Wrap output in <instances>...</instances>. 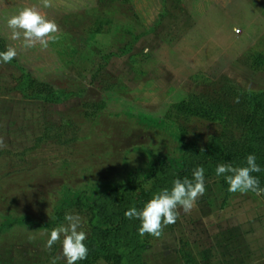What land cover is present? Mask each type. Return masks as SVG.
Listing matches in <instances>:
<instances>
[{
  "label": "rangeland",
  "instance_id": "1",
  "mask_svg": "<svg viewBox=\"0 0 264 264\" xmlns=\"http://www.w3.org/2000/svg\"><path fill=\"white\" fill-rule=\"evenodd\" d=\"M50 2L0 0V32L34 90L65 97L26 99L19 66L0 61V264H51L63 235L45 245L66 214L82 218L88 238L92 200L156 161L239 137L234 93L264 94V0ZM25 7L59 26L55 42L12 43L7 20ZM204 182L189 213L178 207L174 224L147 236L142 264H264V195Z\"/></svg>",
  "mask_w": 264,
  "mask_h": 264
},
{
  "label": "trees",
  "instance_id": "2",
  "mask_svg": "<svg viewBox=\"0 0 264 264\" xmlns=\"http://www.w3.org/2000/svg\"><path fill=\"white\" fill-rule=\"evenodd\" d=\"M73 1L74 8H92V0ZM1 24L2 22H0V27ZM3 36L0 32V52L7 50L6 40ZM14 42L12 41V43ZM9 63L19 66L22 71L21 85L18 86V91L26 99L47 103L64 100L62 91L55 86L45 85L40 90H34L32 87L33 73L20 66L15 58ZM234 95H237L234 98L238 100L236 107L240 109L239 118L237 123L235 122V127H239V137L233 135L226 141L214 138L213 146L210 147L209 152L203 153L188 149L181 154L178 160L156 161L150 166L148 172L132 173L126 184L111 189L92 200L93 222L90 236L84 241L88 248V256L86 260L78 261L77 264H93L100 258H107L111 260L112 264H142L143 253L151 247L152 243L147 237L149 235L139 236L140 220L127 219L125 212L133 207L142 210L154 194L165 188L170 190L176 179L183 180L187 177L191 180L193 171L197 167L204 168V178L216 177L220 179L224 189L229 193V185L226 183L225 177L216 176L217 165L230 163L233 167H244L246 166V157L249 154H254L261 171L252 173V175L259 180V186L264 188V94L256 95L253 98L249 95L236 93ZM187 110L197 116L200 114L199 108L195 104L193 107L189 106Z\"/></svg>",
  "mask_w": 264,
  "mask_h": 264
},
{
  "label": "clouds",
  "instance_id": "3",
  "mask_svg": "<svg viewBox=\"0 0 264 264\" xmlns=\"http://www.w3.org/2000/svg\"><path fill=\"white\" fill-rule=\"evenodd\" d=\"M43 7H51L50 0H43ZM7 27L11 32L9 39L17 41L23 38L22 44L26 49L37 44L46 48L50 41L55 42L58 39L56 33L59 32V26L54 21L46 19L34 7H25L18 14L13 15L7 20ZM148 51L145 49V54ZM16 56V49L9 46L6 51L0 52V61L8 63ZM2 146H4V141L3 138H0V147ZM204 171L202 166L197 167L193 171L191 180L187 177L183 180L176 179L173 181L170 190L165 188L154 194L142 210L133 207L126 211L125 217L127 219L140 220L139 236L143 237L147 234L159 237L164 227L176 222L178 207L182 208L186 214L189 213L195 206L197 199L203 196L206 191ZM215 171L217 177H225L230 193L251 191L257 195H264V188L259 186V180L252 175V173L261 171L254 154H249L246 157V166L244 167H233L230 163H220ZM64 219L67 223L53 228L45 245L48 250H51L63 235L61 256L53 258L51 264H56V261L61 258L66 260V264H77L78 261L86 260L88 256V248L84 243L87 235L85 231L81 230L82 218L79 215L66 214Z\"/></svg>",
  "mask_w": 264,
  "mask_h": 264
}]
</instances>
